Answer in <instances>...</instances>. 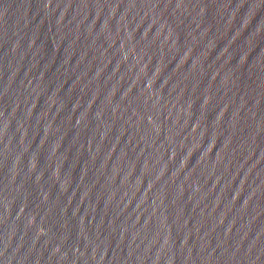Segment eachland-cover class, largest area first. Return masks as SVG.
I'll use <instances>...</instances> for the list:
<instances>
[{"label": "water", "instance_id": "95a60500", "mask_svg": "<svg viewBox=\"0 0 264 264\" xmlns=\"http://www.w3.org/2000/svg\"><path fill=\"white\" fill-rule=\"evenodd\" d=\"M0 264H264V0H0Z\"/></svg>", "mask_w": 264, "mask_h": 264}]
</instances>
